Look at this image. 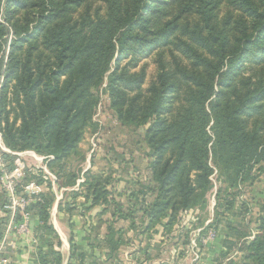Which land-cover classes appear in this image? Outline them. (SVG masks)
I'll return each instance as SVG.
<instances>
[{
    "label": "trees",
    "instance_id": "16d2710c",
    "mask_svg": "<svg viewBox=\"0 0 264 264\" xmlns=\"http://www.w3.org/2000/svg\"><path fill=\"white\" fill-rule=\"evenodd\" d=\"M224 8L237 13L221 15ZM1 9L7 25L0 22V52L4 37L14 36L7 61L0 57V132L7 148L52 156L49 171L61 187L72 186L77 175L67 162L80 155L94 125L92 90L116 53L107 76L110 109L122 126L145 127L150 176L133 192V205L124 208L108 198L111 176L105 172L86 171L80 192H71L72 200L82 195L91 201L87 211L103 207L88 240L104 251L105 263L94 258L90 264L114 262L125 245L121 227L114 226L119 220L134 230L139 221V233L149 238L158 227L172 232L181 212L203 211L212 187L210 155L231 179L230 189L264 175V0H0ZM153 45L157 72L144 87V67L121 61ZM229 197L215 195L212 223L203 228L223 225L215 262L264 264V193L254 221L245 217L251 213L248 202L236 211ZM37 199L28 210L51 234L54 195L46 190ZM108 213L110 219H103ZM42 244L47 249L39 252V263L61 264L53 243ZM71 256L84 264L83 253Z\"/></svg>",
    "mask_w": 264,
    "mask_h": 264
},
{
    "label": "rangeland",
    "instance_id": "374dc122",
    "mask_svg": "<svg viewBox=\"0 0 264 264\" xmlns=\"http://www.w3.org/2000/svg\"><path fill=\"white\" fill-rule=\"evenodd\" d=\"M229 11L233 14L237 13L233 9H222L221 15L225 12ZM2 15V9L0 11V22L4 24ZM7 25V24H4ZM10 37V38H9ZM4 42L2 46V52H0V57L3 58V61L6 62L8 59V53L11 46L12 41L14 40V36L9 33L6 37H4ZM157 49H155V45L148 46L145 48L142 52L139 54H133L130 53L127 57H125L121 64L131 63L136 60L138 67H144L145 73H146V80L144 87H147L148 84L155 78L156 72H157V64L155 52ZM6 56V58H5ZM119 55L116 53L114 56V60H112L110 64V71L107 72L103 79L101 84L94 90H92V94L97 97V103L94 107V114L92 117L93 126L88 128L85 136L80 143L79 147V154L78 156H73L69 161L67 162L68 170L75 172L77 177L79 176V171L86 167V163L83 159H81L82 156H84L87 152V145L90 143V140L92 139V136L97 133V129L99 127L96 120H99V122L102 124V130L100 129V139L102 140V143H100L99 149L100 152L96 153V156H93L90 159V166L92 172H105L107 175L111 176V181L109 182L107 189H108V198H113L114 202H120V204L124 205V208H127L130 205H133V198L132 194L133 192L137 191L140 187V185L146 184V178L150 176V170L148 169V164L150 162L149 158V151L146 148L144 142L142 141V137L144 134L145 127H141L139 129H134L132 127L122 126L114 114H112V111L110 109V100L108 97V94L106 92V86H107V76L112 71V68L114 64L116 63V59H118ZM168 59V57L166 58ZM100 107V109H98ZM99 112V117H96V113ZM95 117V120H94ZM94 120V121H93ZM95 122L97 124H95ZM103 131V132H102ZM0 137L2 139V142L4 144L2 134L0 132ZM5 148L6 145L4 144ZM9 149V148H7ZM10 150V149H9ZM12 151V150H10ZM2 153V151L0 150ZM12 152H36L32 150H24V151H12ZM40 155V154H37ZM17 157L11 156L9 158L10 164L15 161ZM21 160L24 164H31V160L28 157H22L18 159ZM208 166L211 169V175L209 176L210 184L212 185L211 190L205 195L206 199V208L203 211H200L197 208L195 209V212H197L195 215L197 217V220L190 223L189 221L186 222V225L184 228L180 227V222L178 220L176 226L174 227L173 231L170 233H164L160 227L157 228V233L149 232V238L146 234H140L141 232V225L139 221L137 222V229H129V223L124 220H119L116 223H114V226L116 228L121 227L122 234L124 237V243L125 246L122 250H126L128 252L127 257L123 260V263H132V264H192V261H197L198 258H202V255H200V247L199 244H201V240H205L207 237L210 228H207L206 230L203 229L207 227L209 224L212 223L213 220V208L215 205L212 203H215V195L218 193H221L222 195H229L230 199L234 202V210L238 211L241 208V205L243 202H248L250 207V212L245 215L246 220H252L254 221L255 215L257 213V202H260V200L263 197L264 193V175L259 176L257 179H255L254 183L250 185L249 183H240L237 182L238 186L237 188H231L229 187V184L232 183L231 179L226 176V173L220 172L218 167L214 164V161L212 159V155L209 156L208 159ZM44 164H42L43 166ZM40 166V165H39ZM134 168L139 172V175H132L133 173H129L132 171L130 168ZM48 169V167H47ZM49 170V169H48ZM120 171V172H119ZM54 176H56L53 173ZM253 175H257V170H253ZM38 180L42 181L41 177L38 178H32L31 176H26V178L22 181V184L27 185L29 182L36 183ZM60 181H57V187L60 188ZM138 182V185L136 184ZM134 183L136 187H134ZM42 184V183H41ZM42 188L46 187L44 186V183L40 186ZM67 188V187H62ZM52 192V191H51ZM63 192V193H62ZM77 192H80L77 191ZM56 193V195H55ZM55 193L52 192L55 199L61 200L63 205H66L67 203L71 205L72 203V195L71 192L61 191L57 192L55 190ZM234 196V197H233ZM3 197V194L0 192V198ZM136 203V206L140 204V199ZM225 197H222V199ZM77 204L76 209L71 213V215H74L75 218L77 216H81V219H84L83 214L87 212L83 208L82 204L79 202L81 201V198H76ZM150 200V199H148ZM148 200H146L148 202ZM129 201V202H128ZM145 201V202H146ZM213 206V207H212ZM78 207V208H77ZM2 207L0 204V213L2 212ZM83 209L85 212H82ZM52 213V212H51ZM58 213L61 216V220L63 223L67 225L68 221L72 219L70 213L69 215H66L65 212ZM56 214V218H58L59 214ZM8 213H6V216ZM140 214L138 213V216ZM106 216H110L108 213ZM83 217V218H82ZM0 218L2 216L0 215ZM230 218V217H228ZM7 220V218H5ZM59 219V218H58ZM190 219V217L188 218ZM1 220V219H0ZM138 220V219H137ZM199 220V222H198ZM200 221H203V226L200 227ZM84 222V221H83ZM6 223H4V230L3 232L6 233ZM86 223L83 224L85 226ZM197 226V228H196ZM254 224L251 226V233H254ZM218 231L217 239L219 242L222 240V232H223V225L219 224L216 228ZM203 230V231H202ZM200 234V235H199ZM18 238V236H17ZM250 238V237H249ZM55 239L52 240L54 242ZM185 241L187 243H185ZM221 243V242H220ZM121 246L120 248H122ZM66 246L62 249V252L64 256L67 255ZM119 248V249H120ZM118 249V250H119ZM147 253L148 257L145 258L144 254ZM237 253V252H236ZM120 254H123L120 253ZM239 254V253H238ZM237 254V255H238ZM233 256H235L233 254ZM119 257H117V260ZM116 260H114L115 264ZM0 264H13V260L11 257L6 254L5 251H0ZM62 264V263H61ZM108 264V262L106 263ZM198 264V262L196 263ZM214 264H224L223 262H214Z\"/></svg>",
    "mask_w": 264,
    "mask_h": 264
},
{
    "label": "crops",
    "instance_id": "0c3cea01",
    "mask_svg": "<svg viewBox=\"0 0 264 264\" xmlns=\"http://www.w3.org/2000/svg\"><path fill=\"white\" fill-rule=\"evenodd\" d=\"M78 177L76 178V180L78 179ZM148 178L149 177L146 178V182ZM75 183L67 188L73 187ZM80 189L81 188H79V190ZM46 190H50V188L44 187L40 193ZM68 191L77 192L72 190H68ZM55 198L56 197H54L53 204L49 210V220H48V225L51 226L53 233L50 234L40 229L42 222L37 217V215L31 213V221L29 224V230L27 234L23 237L17 238V236L11 233L3 232L0 238V251H5L6 254H8V256L11 257V259L13 260V264H40L38 261V254L39 252H44L47 249L45 244L44 245L42 244L43 239H48L51 242L53 239H55L54 242L52 243L54 248L57 251H59V253L61 254L62 264L77 263V260H75V256L72 257L71 253L73 254L83 253L84 255H86V257L83 260L84 264H90L94 260V258H95V262L105 263L106 257L104 251H102L99 247L92 248L90 246V240H88V237L92 236L93 230L98 225L99 214L103 208L102 205H97L87 211L86 209L91 205V201L90 200L87 201L84 199L82 195H79L78 199L81 198L82 201L79 203L82 204L83 208L86 207L85 210L87 211L85 212V210L83 209L82 212H85L83 214L84 219H81V216H77L75 218L74 215H71V213L76 209L77 200H72L71 203L74 204H71L70 207L74 209L73 211L69 212L65 209L68 203L66 205H63L61 200H57ZM58 211H60L61 213L65 212L66 215H69L70 213L72 219L68 221L67 225L62 222L61 220L62 215H60ZM57 213L59 214L58 216L59 219L56 218ZM102 218L110 219V216L108 218V216L104 215ZM0 219L4 220L3 221L4 223L7 221L3 217ZM84 223H86L85 226H83ZM99 233L100 234L98 238L99 240H102L104 233V226L101 228ZM57 242L60 243L59 247L57 246ZM70 243L74 245L75 249L73 250L71 249ZM64 246L67 247L66 256H64L62 252ZM124 246L125 245H123V247L118 250L115 258L116 260L115 264H132V263H123V260L127 258L123 256L128 255V252H126V250H122ZM220 249H221V244L219 240L216 238L213 242L209 243L207 246L203 247L200 250V255H202V258L200 259L198 258L197 261H192V264H196L197 262L198 264H214ZM122 252L123 254H120ZM117 257H119L118 260Z\"/></svg>",
    "mask_w": 264,
    "mask_h": 264
},
{
    "label": "built area",
    "instance_id": "2783aa9c",
    "mask_svg": "<svg viewBox=\"0 0 264 264\" xmlns=\"http://www.w3.org/2000/svg\"><path fill=\"white\" fill-rule=\"evenodd\" d=\"M98 109H100V107ZM95 116L99 117V112H97ZM96 122L98 123L99 127L97 129V133L92 136L90 143L87 145L88 148L84 159L86 167L81 169L75 185L71 188H58L56 186L58 181L57 176H54L53 173L47 169V163L53 159L52 156L37 155L31 152H12L5 148L0 137V150L2 151V153L0 152V192L4 196V203L2 205L3 209L0 215L3 218H7L6 232L18 237H23L29 230L31 212L28 210V208L33 202L38 200V194L43 188L40 187L41 185L37 182H29L24 186L22 181L26 178V176H31L32 178L41 177L42 184L44 183V186L46 187L49 184L50 190L54 193L55 190H57V192L66 190H79L81 184L84 183V173L91 169L90 159L93 156H96V153L100 152L99 146L100 143H102V140L100 139L101 131L99 130H102V124L99 122V120H96ZM96 122L95 124H97ZM3 155H7L8 158L4 159ZM11 156L17 157V159L13 161L12 164L9 162V158H11ZM22 157H28L32 163L24 164L21 160L19 161L18 159ZM42 164L44 165L42 166ZM9 166H11V169H9ZM130 169H132V171L129 173L132 172L133 176L139 175V172L133 167ZM212 204L215 205V203ZM6 213H8L7 216ZM196 213L197 212H195V209H189L181 212L178 217L180 227L184 228L187 221H189V224L196 221ZM16 217L19 218L17 221ZM189 217L190 219H188ZM217 231V229L211 228L205 240H201V244H199L201 249L217 238Z\"/></svg>",
    "mask_w": 264,
    "mask_h": 264
}]
</instances>
